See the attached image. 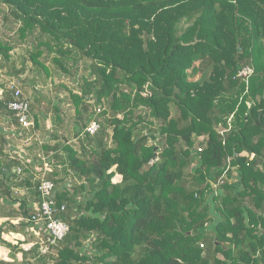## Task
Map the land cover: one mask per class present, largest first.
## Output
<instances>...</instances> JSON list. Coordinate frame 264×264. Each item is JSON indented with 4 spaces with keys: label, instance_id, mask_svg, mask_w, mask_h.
<instances>
[{
    "label": "trees",
    "instance_id": "16d2710c",
    "mask_svg": "<svg viewBox=\"0 0 264 264\" xmlns=\"http://www.w3.org/2000/svg\"><path fill=\"white\" fill-rule=\"evenodd\" d=\"M14 25L48 75L42 56L59 69L82 64L89 72L71 102L80 120L61 140L53 129L59 141L44 146L63 162L47 177L61 184L56 217L70 230L44 254L39 246L20 249L24 258L65 264L72 252L83 259L73 264H264V0H0V26ZM12 50L0 32V69ZM245 66L254 68L249 78L239 76ZM6 86L0 82V116L44 138L39 107L31 104L34 124L22 126ZM91 93L105 108L95 115V134L86 131L93 113L79 125ZM53 106L57 127L63 114ZM22 136L27 149L41 150L38 139ZM6 141L2 133L5 184ZM38 183L30 187L39 197ZM37 205L23 202L19 231L34 224ZM3 230L0 240L16 257Z\"/></svg>",
    "mask_w": 264,
    "mask_h": 264
},
{
    "label": "rangeland",
    "instance_id": "374dc122",
    "mask_svg": "<svg viewBox=\"0 0 264 264\" xmlns=\"http://www.w3.org/2000/svg\"><path fill=\"white\" fill-rule=\"evenodd\" d=\"M188 24H186V27ZM17 28L18 25H14L11 29L5 26H0V32L3 35V37L11 42L13 44V50L11 51L12 57L10 60V64H8L7 67H3L0 69V82L10 87L12 84L17 86L21 91L24 93L25 97L30 99L32 102V105L36 102L39 103V109H40V116L47 115L55 113V109L53 104L55 105L56 102L60 104V108L62 110V114L65 118V120L69 121V123L62 122L61 124L57 125L56 129L58 130V126L61 128L60 132L63 135V132H66V129L72 130V127L80 120L79 115L77 113L76 107L72 105L71 102H74L73 100V94H82V85L85 83L83 80V76L89 77V72L84 70L83 65H73L68 67L69 71L59 69L58 66L55 65V63L50 58L45 59L44 56L41 57L42 60H44L45 64L50 70V75H48L45 71H43L40 67L36 66L34 62L31 60L30 57V51L32 44L27 42H22L19 40L17 35ZM242 50V48L240 47ZM68 64V63H67ZM66 64V66H67ZM16 65V66H14ZM252 67V66H251ZM22 68L25 69L23 73H20L19 76H15L12 73H16L18 70H21ZM253 72L254 68L252 67ZM33 79L36 80V83L34 85L31 84ZM6 86V87H7ZM1 92V91H0ZM88 102V113L84 114L82 117V121H80L79 125L82 127V124H85L88 117H91L90 114L93 113L94 117L90 118L89 124L87 127L91 124L92 121L96 120L94 119L97 113H101L105 108L104 105L101 104H95L97 103L96 96L91 93L90 96L87 98ZM104 99V98H103ZM102 99V100H103ZM107 100L104 99L102 102H106ZM34 102V103H33ZM37 108V107H36ZM107 108V106H106ZM33 107H32V114L34 115ZM36 112V111H35ZM102 122L108 117L104 115L99 116ZM105 117V118H104ZM34 121V117H32ZM97 121V120H96ZM99 122V121H98ZM43 128L46 131V124H44ZM41 129V128H40ZM69 134V133H68ZM42 137V133H41ZM47 137V134L44 138ZM206 136H200L198 137V141H201ZM8 138V136H7ZM38 139L37 135L32 136L31 140ZM41 139V138H40ZM50 139V134H48L47 140ZM9 141H12L10 138H8ZM73 143L74 140H72ZM150 142L153 143L151 140ZM36 158V157H35ZM112 171H115V175L113 177V182L118 183L122 180V174L119 172L117 165H115L112 169ZM224 175H227L226 172H224ZM74 176V177H73ZM72 178H69L68 180H72L75 178V175H73ZM234 176H237V172H234ZM77 177V176H76ZM224 178V177H223ZM234 180V179H232ZM214 189L216 191V194H218L219 187L215 186ZM71 186V185H69ZM22 222V221H21ZM21 225V224H20ZM36 223L30 224L28 228L26 227L25 233L21 234H9V236L6 237L9 242H11L13 245L17 246L18 250L16 251V257L12 256V253L14 252L13 247H9L7 244L3 243L0 240V259L13 262V263H19V264H28L24 263V261H30L34 264H39V261H37L32 255L28 254L26 258H24V252H22L20 249L29 252L32 251L34 247L39 246L41 253H46V247L44 250V245L46 244V231L42 228L36 227ZM30 239V240H28ZM4 240V239H3ZM86 246H90V242L87 241ZM57 254V253H56ZM64 261L65 264H73L72 262L75 260H83L81 256L76 255L75 253H64ZM77 256V257H76ZM70 262V263H69Z\"/></svg>",
    "mask_w": 264,
    "mask_h": 264
},
{
    "label": "crops",
    "instance_id": "0c3cea01",
    "mask_svg": "<svg viewBox=\"0 0 264 264\" xmlns=\"http://www.w3.org/2000/svg\"><path fill=\"white\" fill-rule=\"evenodd\" d=\"M34 106L39 107V103L37 102L36 104L35 102L33 104V107ZM35 114L39 116V120L41 121L42 126L46 124L47 129L46 131L44 130L45 135L47 134L48 137V134H50V139L47 140V137H41L40 130H37L36 135L41 147V150L38 151V153L37 151H31L27 149L24 145L19 143L21 138H25L22 136V134H30L31 136H34L33 133H29V131L25 129L22 130L16 128V125L11 122L10 118H4L3 116H0V135L2 133H5L6 138L8 136V138L12 140L9 141L7 138L8 141H6L4 146V150L5 152H7L5 158L10 157V160L12 161L8 163L11 165L4 166L5 174L3 173L4 177L10 176L11 179L9 180V182L7 181L6 184L3 181H0V228H4L1 234V239H4L8 242L9 240H7L6 237L9 236V234H23V232L19 231V229L22 228V222L26 220L27 217L24 213L25 209L22 206L23 202H28V204H30L33 209L37 205V200L39 199V197L36 195V192L31 189V181L33 183H35V181H40L45 170H49V173L53 169H55V171H61V169L64 167L61 158H58L60 160L59 161L56 157H54L53 151L48 152L44 150V146L46 145V143L53 144L56 141H59L51 135L54 131L53 129L56 130V127L53 126V122L55 121L53 120L54 115L50 114L49 116H45L43 114V116H40V111L38 110L37 112H35ZM61 118L63 119L62 122L69 123V121L65 120L63 115L61 116ZM43 129L44 128H42V130ZM60 129L61 128L58 126L57 131H60ZM66 132L69 133L68 128L66 129ZM67 133L63 132L62 135V133L58 132L59 139L61 140L62 137ZM43 134L44 133H42V135ZM31 136L28 140H24V142L29 143L31 140ZM73 140L76 141L77 138H73ZM15 159L20 160V165L13 163ZM46 164H49V166L45 167ZM59 176L60 178L66 177L64 176V174H60ZM9 185L12 186L10 191L11 195H7V193L5 192V189H7ZM60 185L61 184L59 182L56 183V194L57 192H60ZM68 185H71V183L68 182ZM28 226L30 225H27L26 227L28 228ZM36 227L41 228L39 225H37Z\"/></svg>",
    "mask_w": 264,
    "mask_h": 264
},
{
    "label": "built area",
    "instance_id": "2783aa9c",
    "mask_svg": "<svg viewBox=\"0 0 264 264\" xmlns=\"http://www.w3.org/2000/svg\"><path fill=\"white\" fill-rule=\"evenodd\" d=\"M252 73V67L245 66L239 72V76L249 78ZM11 88L15 91L14 99L9 101L8 108L15 113V116L18 117L22 126L29 127L33 125L31 100L26 98L24 93L17 86L12 84ZM99 129L100 123L94 120L86 128V131L90 134H95ZM48 166L49 164H46L45 167ZM47 174L48 171L45 170L38 183L37 187L40 200L37 205V211L29 219L47 232V241L44 245V250L45 247L47 248L45 250L46 252L50 245L58 244V242L63 240L70 230V225L66 221L56 217V214L60 211V208L56 205V184L52 179L47 177ZM221 182H223V180H221ZM219 184L220 183H216L215 186Z\"/></svg>",
    "mask_w": 264,
    "mask_h": 264
},
{
    "label": "water",
    "instance_id": "95a60500",
    "mask_svg": "<svg viewBox=\"0 0 264 264\" xmlns=\"http://www.w3.org/2000/svg\"><path fill=\"white\" fill-rule=\"evenodd\" d=\"M156 150H157V148H156ZM157 157V154H155V158Z\"/></svg>",
    "mask_w": 264,
    "mask_h": 264
},
{
    "label": "clouds",
    "instance_id": "9594fccd",
    "mask_svg": "<svg viewBox=\"0 0 264 264\" xmlns=\"http://www.w3.org/2000/svg\"><path fill=\"white\" fill-rule=\"evenodd\" d=\"M49 171V170H48ZM54 181V180H53ZM55 182V181H54ZM56 184V183H55Z\"/></svg>",
    "mask_w": 264,
    "mask_h": 264
}]
</instances>
